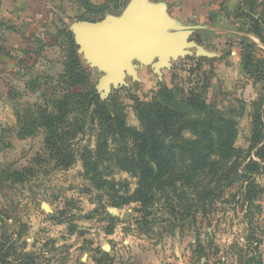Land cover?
<instances>
[{"label":"rangeland","instance_id":"obj_1","mask_svg":"<svg viewBox=\"0 0 264 264\" xmlns=\"http://www.w3.org/2000/svg\"><path fill=\"white\" fill-rule=\"evenodd\" d=\"M217 1V29L190 36L198 46L124 84L104 89L83 61L71 74L57 46L35 77L10 73L0 264H264V0ZM57 21L54 39L71 48L72 37L79 54ZM156 109L172 162L138 201L136 159Z\"/></svg>","mask_w":264,"mask_h":264},{"label":"crops","instance_id":"obj_2","mask_svg":"<svg viewBox=\"0 0 264 264\" xmlns=\"http://www.w3.org/2000/svg\"><path fill=\"white\" fill-rule=\"evenodd\" d=\"M217 2V0H77L79 13L75 14L78 11L70 12L66 9L67 0H0V97H5L6 79H9L11 72L16 80L18 77L21 82L29 77H35L34 70L38 64L44 63V55L48 48L57 46L61 52L64 47L66 48L64 40L56 41L53 37L55 32L50 29L56 18L60 24L56 30L70 31L75 37L76 28L82 22H95L107 14L120 16L134 12L147 22V30L150 33L162 34L172 40L191 41V34L200 29L206 32L208 29H217L214 22ZM102 5L104 7H101ZM79 54L89 65L90 61L84 54ZM173 59L175 58L170 56L167 61L171 63ZM158 60V53L154 49L149 52L148 59L141 52L128 55L127 61L131 68L120 70L118 85L126 83L128 77L137 79L139 69L144 66L150 67L154 72V65ZM16 64H23L25 71L22 75L16 72ZM165 67L166 64L160 62L159 68ZM14 74H17V77ZM19 83L17 81L14 86L17 87ZM109 85H114L112 80ZM0 123L4 124V120H0Z\"/></svg>","mask_w":264,"mask_h":264},{"label":"water","instance_id":"obj_3","mask_svg":"<svg viewBox=\"0 0 264 264\" xmlns=\"http://www.w3.org/2000/svg\"><path fill=\"white\" fill-rule=\"evenodd\" d=\"M75 40L79 53L90 61V66L102 72L98 84L109 89L112 80L118 85L122 68L130 69L128 55L141 52L148 59L153 49L158 53L159 60L155 63L158 71L160 62L170 65L167 58H177L184 49L198 46L193 41L172 40L162 34L150 33L147 22L134 12L116 16L107 14L95 22H82L76 28ZM124 84V83H122Z\"/></svg>","mask_w":264,"mask_h":264},{"label":"trees","instance_id":"obj_4","mask_svg":"<svg viewBox=\"0 0 264 264\" xmlns=\"http://www.w3.org/2000/svg\"><path fill=\"white\" fill-rule=\"evenodd\" d=\"M67 33L72 34L70 31ZM255 33L258 36H260L257 32ZM68 38L69 37H67L68 42L66 44V48H67L66 52L68 56L65 62L66 67L69 66L71 69H73L74 73H71V74H75V73L78 74V71H76V68L80 66L79 62L83 60L80 58L79 54L76 52L77 45L74 44L73 38L71 37V42L73 43V45H71V48L69 46ZM72 49H73L74 57L73 56L70 57V52H72ZM243 61H244V67L246 69L251 70V68L254 66L252 65L253 59L250 53L243 56ZM94 69L97 70L96 68ZM99 73H100L99 77H101L102 72L99 71ZM71 74H70V77L72 76ZM262 74H263V71H262ZM157 109H160V108H157ZM157 109L154 111V114H153L154 118L151 122V126L148 128L146 133L143 134L145 142L142 143V146L145 152H143L142 154H146L147 158H145L142 154H140V156L136 159V163H137L136 166L139 169L140 178H139L138 186L130 198L137 199L138 201H142L145 198L146 189L149 186L150 181L154 180L155 178L161 179L162 175L166 174V170L168 169L170 163L172 162L171 159L168 157V155L165 154L166 145L163 143V140H162V136L167 135L166 134L167 130L165 127H163V122H161L160 120V117H162V120H163L165 111L163 109L161 110H157ZM157 112L159 114H157ZM263 118H264V112H263ZM260 123L264 124V119L263 121H260L259 124ZM257 134L258 132L255 129L252 133V137L254 136L255 140H257V137H258ZM262 137L263 135L261 136V140H262ZM256 153L258 157L261 159V162H264V143L260 147H258ZM137 155H138V151L136 153V156ZM171 180H166V184H169Z\"/></svg>","mask_w":264,"mask_h":264}]
</instances>
